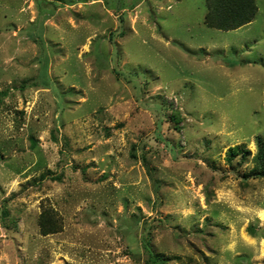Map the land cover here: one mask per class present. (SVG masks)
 <instances>
[{"label":"rangeland","instance_id":"obj_1","mask_svg":"<svg viewBox=\"0 0 264 264\" xmlns=\"http://www.w3.org/2000/svg\"><path fill=\"white\" fill-rule=\"evenodd\" d=\"M256 4L0 0V264H264Z\"/></svg>","mask_w":264,"mask_h":264},{"label":"trees","instance_id":"obj_2","mask_svg":"<svg viewBox=\"0 0 264 264\" xmlns=\"http://www.w3.org/2000/svg\"><path fill=\"white\" fill-rule=\"evenodd\" d=\"M205 3L204 24L220 30H232L246 25L252 21L258 11L256 0H205ZM256 142L257 150L250 175L264 176V137L257 136ZM42 227H44L42 232L52 230L46 226ZM162 262V258L148 250L146 264H162Z\"/></svg>","mask_w":264,"mask_h":264}]
</instances>
